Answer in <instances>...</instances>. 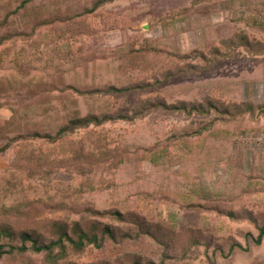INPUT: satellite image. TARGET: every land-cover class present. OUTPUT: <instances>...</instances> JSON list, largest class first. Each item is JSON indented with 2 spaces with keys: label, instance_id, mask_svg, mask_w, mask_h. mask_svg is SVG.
<instances>
[{
  "label": "rangeland",
  "instance_id": "rangeland-1",
  "mask_svg": "<svg viewBox=\"0 0 264 264\" xmlns=\"http://www.w3.org/2000/svg\"><path fill=\"white\" fill-rule=\"evenodd\" d=\"M21 1L0 0V20ZM95 1L35 0L36 8L51 7L67 22L34 32L33 19L28 26L24 23V11L7 18L4 31L26 35L0 44V124L14 116L12 105L30 99L22 82L29 86L40 81L43 91L37 97L50 98V115H32L43 126L64 121V97L73 93L52 89L55 84L63 87L66 82L82 91L106 89L112 83L156 84L122 93L72 94L81 100L85 115L91 111L87 100L99 113L112 103L115 110L135 118L78 128L55 143L30 140L51 155L52 162L27 173L18 171L26 165L17 160L25 140L16 142L0 155V207L25 196L42 199L33 205L34 211L45 214V221L69 223L98 218L92 209L120 208L151 217L153 223L162 220L169 228L177 225L179 244L185 243L190 228L213 232L210 245L194 246L184 258L173 251L172 258L162 262L160 247L146 238L114 251L107 245L97 256L72 255L61 264H94L100 256L116 258L128 252L142 255L144 263L264 264V243L256 245L242 236L257 235L255 224L231 220L213 209L251 211L264 219V53L252 54L240 43L245 37L255 46L264 44V0H114L74 16ZM142 101L211 103L214 108L192 115L161 107L142 111ZM236 106L253 110L229 120L226 109L233 112ZM96 148L111 156L108 163L93 167L95 173L83 160L56 161ZM194 204L208 208L190 207ZM231 237L250 250L227 258L215 252L217 243L227 245ZM25 263L45 264L43 254L0 260Z\"/></svg>",
  "mask_w": 264,
  "mask_h": 264
},
{
  "label": "trees",
  "instance_id": "trees-1",
  "mask_svg": "<svg viewBox=\"0 0 264 264\" xmlns=\"http://www.w3.org/2000/svg\"><path fill=\"white\" fill-rule=\"evenodd\" d=\"M34 1L22 0L14 11L8 12L5 18L0 20V44L8 39H15L17 36L26 35L24 31H4L9 26L7 18L12 16V14L20 13V11H24L27 14L24 15V23L26 26L30 24L28 21L33 19L34 24L31 27V31L33 32L39 27H50L67 22L60 19L59 15L62 12L54 13L51 7L45 10L43 8H36ZM113 1L96 0L90 8H85L83 12L75 11L74 16L79 17L85 12L92 13L103 4ZM75 17L70 16V19H75ZM240 43L245 45L252 54L264 53V44L262 43H259V46H255L245 37H242ZM217 50L219 51V49ZM192 68L196 69L197 67L193 66ZM39 82H33L34 84H30L29 82V86H25L22 82V87L29 92L30 99L23 102L22 105L18 103L12 105L14 116L5 124H0V155L9 152L16 142H20L22 139L25 140V143H23L21 150L17 154V160L21 164L24 163L26 165L25 170L22 167V170L19 169L18 171H24L26 173L27 170L30 171L33 167H41L46 162H52L51 155L44 154L41 149L35 148L31 144V141L41 139L55 143L61 140L66 134L72 133L78 128H85L90 125H101L107 122H118L120 120L131 121L135 118V115L131 116L115 110L112 103L106 105V110L99 113L96 111V108H93L92 103H88L87 100L86 107H91V111L85 115L80 105L81 100L72 96V94H80L82 97L99 94L104 91L107 93H122L134 89H146L156 84L147 82L120 86L112 83L106 89L92 87L82 91L76 85L66 83L62 78V82H65L63 87L55 84L52 89L57 88L61 93L73 91L71 96L66 95L64 97L63 103L66 117L63 122L60 121L57 124L49 123L43 126L35 119H32V115H50V112H52V103L50 102L49 96L43 97L42 95L41 97H37L43 91V88H40L42 85H39ZM0 94H3L2 90H0ZM141 104L143 105L141 106L142 111H149L150 109L161 107L167 111H184L188 115H192L193 113L208 114L214 108V104L211 103L210 107L202 104L188 106V103L185 101L176 104H169L166 101L151 102L148 104L147 101H142ZM226 110L227 115L230 116H228L230 120L231 117L234 119L237 115L247 113L253 109L236 106L233 112H230L228 109ZM105 151L108 152V150ZM110 156L109 153L106 154L103 150L96 148L92 151L85 150L84 154L77 152L73 157L66 156V158L56 159V161L59 160L57 163H69L71 160H83L84 162L86 161V167L92 168L91 171L95 173L96 170L94 168H98V165L101 166L103 163H108ZM93 183L94 181L90 177L87 184L91 187ZM149 195L153 196L151 192H149ZM39 201H42V199L33 201L25 196L15 204H4L2 208L0 207V260L9 255H19L21 258L27 259V255L32 253L43 254L45 264H61L62 260H67L70 256L82 254V252H90L94 256H97L100 255V252L107 245L114 251L128 242H136L150 238L160 247V256L162 262H164L172 258L171 254L173 251L181 253V257L184 258L194 246L200 244L210 245V239L213 236V232L210 229H205V227L190 228L186 232L185 243L181 241L180 245L177 242V225L170 224L171 227L169 228L167 227L169 224L166 222L163 224L162 220L153 223L151 217H145L135 212H123L120 208H111L108 210L92 209L90 212L98 216V218L88 219L84 222L73 220L69 223L66 220L59 219L45 221V214L43 212L39 213L38 211H34L33 202L37 204ZM190 207L208 208L202 204H194L190 205ZM213 209L218 210L215 212L229 217L234 221H252L258 230L257 235H254L252 232H245L242 233V236L247 240H252L256 245L264 243V219H258L251 211L238 212L234 209ZM106 217L111 222L108 223L100 219ZM173 242L178 244V247H175V249L170 247ZM238 250L247 252L250 250V246H244L240 241L231 237L227 245L217 243L215 248V252H218L225 258L236 253ZM99 258H101L100 261L94 264H156L152 260L144 263L142 255L136 252L124 253L118 255L116 258H105L102 256ZM68 264L79 263L70 260Z\"/></svg>",
  "mask_w": 264,
  "mask_h": 264
}]
</instances>
